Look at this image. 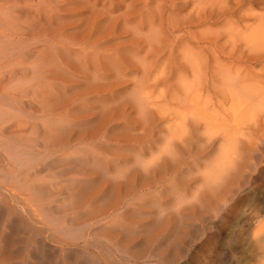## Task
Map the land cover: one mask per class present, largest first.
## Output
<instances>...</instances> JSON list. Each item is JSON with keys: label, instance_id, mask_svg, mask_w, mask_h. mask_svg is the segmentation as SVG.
<instances>
[{"label": "bare ground", "instance_id": "obj_1", "mask_svg": "<svg viewBox=\"0 0 264 264\" xmlns=\"http://www.w3.org/2000/svg\"><path fill=\"white\" fill-rule=\"evenodd\" d=\"M77 1L78 0H0V132L8 131L11 135H13L12 139L15 142L25 143V144L27 143L29 148L32 149V150L18 149L17 147L8 148V149H11L10 152L7 151L6 154L0 155V159L4 158L7 161L3 165H0V188H2V189L4 188L6 193H7L9 191V189L4 187L2 185V183H10V184L12 183L13 189L17 188V189L28 190V193H27L28 195H29V190H30L31 192L34 191L32 196H36V194L38 195L35 197L34 201H32L33 197H31V195H30L31 198L29 197V199H27V197H25V196H24L25 197L24 199L21 198L22 197L21 195H19L21 197L17 196L20 199V200H18V198H17V202L15 201L16 204L18 203V205L12 206V208L7 207L6 204H4L0 199V209H2L3 211H7V213H5V214H7L6 215L7 216L6 222H8V220L11 221L14 218V219H16L14 221H18L17 223H20V226L24 227L23 229H27V231L28 230L31 231L35 225H36V227H37V225H40L41 228L48 229L49 232L50 231L51 232H59L60 235L61 234L65 235L66 238L67 237L74 238L76 236L75 235V231H76L75 229H77L79 227L82 228V226H85V229H86L87 228L86 226L90 227L91 225H94L96 223L97 224L100 222H101V224L103 223V221L105 219V217H103V216H105V215L104 214L102 215L101 212L97 215L96 218L94 216L92 221L91 220L89 221V219H88L86 222L75 223V219H74L75 213L69 215L70 211H67L68 212L67 213L64 210V207H66V203H63L60 200L54 198V197L58 196L59 192H60L59 190H58L59 192L55 191L56 188L53 189L56 186L55 185L56 182L49 180L50 182H48L47 184H43V183L41 184L40 182L36 183L33 180H31L30 176H32L36 173L39 174L38 173L39 168L37 167L38 168L37 169L33 165L34 162L37 163V161L33 160L34 157H39V156L43 155V157H45V159L56 160V159L61 158V154L64 157H71L70 154H73V153H66L65 150H63V151L60 150L61 146L59 148L58 147L59 145H57L55 143L59 140V136H60V135H58V133H60L59 129H61V128L64 129L63 128L64 126L62 127L61 125L66 124L67 123L66 121H68V120H66L65 123H63L62 121L65 118L69 119V116L72 115V114L69 115L68 112H71L72 109L75 108L74 113L76 116L77 114L79 115L80 111H82V108L84 107V104L87 100L97 99V101H101V100L103 101V99L104 100L110 99L107 97V93L109 92L108 93V95H109L110 93H112L110 91H116L115 88H117V86H119L121 84L127 83V80H130L133 82L134 87L133 88L131 87V88L132 89L135 88V89L133 90V92L131 94L135 98V101H133L132 103H124L123 100H121L122 106L114 107L113 109H111L112 110L111 112L113 114L120 113L123 116V113L126 110L129 111L130 108H134L135 110H137L138 113L143 114L144 118L147 119V121L144 120V122H142L143 124L139 127L141 130L140 131L141 133H140V136L136 137V140H133V138L130 140H124V145L126 146V148L125 147L122 148L118 144H117L116 148H119V149L122 148L124 150L126 149V151H129V152L131 151V152L135 153L136 156H134V154H133V156H134L133 161H135V163L137 164V163H139L138 159L141 158V156L143 154V151H144L142 149L143 147H144V149H146L147 147L149 148L152 144H159L160 142H161V144L163 143V145H161L162 149H161V151L159 150L160 151L159 153H165V155L164 154L163 155L167 156V157L170 154H172L174 156L175 154H177L175 152L176 149L174 150V148H176V147L178 148V145L175 147L176 144L174 145V143H176V142L182 143V144L185 143L186 140H188V138L191 139L192 132L194 134L195 129L196 130L199 129L200 131L202 130L201 132H198L199 131L198 130L195 133V135L197 137H199L201 135L204 138L203 142L205 145H203V144L202 145L206 146V148L211 147L212 144L214 143V141H217V142L220 141V143L218 144L219 148L217 150V153L215 152L216 155H214L213 159H211L207 163V168L204 169L202 167L204 170L200 169L201 172H196L199 175V178L201 181V187L199 186V190L197 192L198 194L197 195L194 194V196L195 195L198 196L197 197L198 201H201L202 199H204L203 195L205 193H211V194L215 193V195H213V197L215 200L216 199L217 200H216V202L214 201L215 202L214 207L210 206V211L212 213H215L217 217L219 216V218L224 220L225 215H227V214H224V215L223 214H220V215L217 214L218 212L221 211L220 209L223 210V208L220 206L221 205L220 203L222 202V200L220 198H218L217 196L219 194L225 193V192H228V196H232V198L235 196L233 194L235 192V189H232V191L229 189L230 187H232L228 183L229 179L233 174L238 173V171H240V166L245 159V154H247V153L249 154V151H251V150H252L251 152L256 153V150L259 149L258 146H260L259 142H253V141L248 142V143H247V141H245L246 144H243V145L240 144L241 140L239 142L237 136L235 135L236 133L234 134V132L236 131L235 129L238 130V128H239L238 127V124H239L238 115H239V112L241 113V111L245 108V106L247 104H249L250 106H253V109H254V107H257L256 109H258L259 106L264 107V87H261V86L250 87L251 89L252 88H254V89L251 91H248L249 86H248V83L246 82L247 85H245V87L248 86V88H247L248 94H246V93L243 94L244 92H246V90L244 91V89H243L245 87L242 86V83L245 81V79H244L243 73L239 71V68H238L239 64L237 63L238 65L236 66V64H234V61H232L233 60L232 58L230 59V63H228L229 64L228 66L225 64L223 66V65H220L218 63V62H220L218 60L219 56H218V53L215 52L214 48L213 49L211 48V50H213V51L210 53L206 52L207 50L204 51L205 49L203 50V48L202 49L196 48L198 50H195V48H194V50H192L190 47L186 50H185V48H183L185 51L184 52L182 51L183 53L180 57H181V60H183L184 66L185 65L188 66V64H186L187 60L189 63H191L190 64L191 66L190 65L189 66L191 67L192 71L190 69H188V70H190V72H192V74H193L192 76H194L193 83L190 82L189 84L186 85V83H184V82H186V77L185 78L183 77L184 76L183 73H180V76H181V74L183 75L182 78L180 79V82L178 81L179 80L178 78H177L178 80L176 79V77H174L175 80L173 79V81H171V79L175 75L173 73V71L178 69L174 65H173L174 67L167 68L169 66V64H168V66L166 67V69H168L167 73L165 72L167 75H165L160 70L161 66H165V64L161 63V66L158 67V69L160 68L159 69L160 75H161V73H162V75L164 74L163 80L165 82H167V88H168L167 91H165V92H167V94L165 93L166 95H163L164 94L163 93L162 94L163 98L159 97V99L163 100L164 102L161 100L160 101L162 103H167L166 102V100H168L167 98L172 100L174 98L176 99L178 97L179 98L181 97V99H179L178 101L175 100L176 102L173 105L171 104L173 110H178L180 112V116H181L180 120H178L179 117L177 119L174 118L172 120V122L170 121V123H173L172 126H169V128L164 127V129L161 130L158 126L161 123H164L165 121H160L159 125H158L155 123V121L153 122L151 120L152 117H154V116H152V112H153L152 108L154 105L153 106L151 105V101H150V100H152L151 96L146 95L150 98V100L147 98H143L142 96H141L142 98H140L141 93L145 94L146 93L145 91L147 89H149L148 87L146 90L142 88L143 84H144L143 81L148 80L147 78L149 77L148 76L147 78H144L145 73L148 69L146 70V68L145 67L142 68V66L146 65V67H148L149 69H154L157 65V61L155 62V60L159 59V56H160V54L163 53V51L168 50V51H166V52H168V54H167L168 58L171 57L170 55H172L173 52H174L173 54L176 53L175 51H173L174 49L171 50L172 48H175V46H174L175 44L172 47V44H170V42L168 40L165 41L166 42L165 44H168V46H167L168 48L164 49V47L162 46V45H164L163 44L164 43L163 38H165V36H164L165 33L162 30L163 26L165 24L164 21H162L164 17H166V19H167L166 20L164 18L166 20V24H167L166 25L167 30H168L167 33H169L171 35V36L169 34H168L169 36L167 35L168 39H169V37H171V39H173V41L171 43H173V42L177 43L178 41L181 42L182 40L186 39V37L189 35L190 37H194V39H197V41L202 40V42H198V44L202 43L204 45L206 43L207 44V46L205 45L206 49H207V47L209 49L210 45L213 47L214 44L212 42H214L213 41L214 39L211 40L209 38V40H211V41L206 42V40L208 38L207 39L204 38L203 35L197 36L195 34H192V30H190V28H192L195 24L196 25L202 24L204 26L206 22H209L211 20L219 21L221 16L222 15L224 16L225 13H229V14H231V16H233L232 14H235L236 16H238V17H236L237 19L226 18L227 20H226V24H224V26H225L224 27V33H227V35L229 37L232 35L235 38H241L244 41V44H246L248 42H253V43L255 42V44H256V42L257 41L259 42L260 40H262V43H264V15L263 16H258V15L254 16L255 14L252 13L253 15H251V16H252L253 20H255L254 26H249L250 28H247L248 26H242V28H241V26L240 27L238 26L239 21L241 23V19L244 16H246L247 14H249L246 12H253L252 8L254 5L253 4L254 0H232V1H229V0H156V2L154 0L155 3L152 6L149 4H153V3H151L153 0H130L128 5L126 7H124L123 12L121 14H119V16H116V17H112L110 15V13L108 15V12H111L115 8L114 6L119 5L118 3L121 0H115V2H112V0H109V5H107V6H105V4L100 5L101 9L95 8L98 5L100 0H82L85 2L84 3L85 6L83 5L84 8L89 9L88 10L89 13L87 14L88 16L86 15V17H84L85 19L83 18L80 20L79 29L75 28V23H71L70 21H68V20H71L70 18L72 16V14L75 13V2H77ZM195 2L197 4V6L187 10L188 12L184 11L185 13L183 14V9L186 8L189 4L195 3ZM202 4L204 5V7L202 6ZM206 4H209V5L205 6ZM138 5H140V8H137ZM124 6H125V3H124ZM243 6H247L248 9L244 7L245 13H243V12L240 13L242 11L240 9ZM103 8H106V9L104 10ZM263 11H264V8H263ZM118 17L121 18V21H123L122 22L123 25L124 24H125V26L127 25L126 26V27H128L127 29H130L131 31H133L134 35H137L135 33V30L137 32V30H139V28L141 26H144V25L147 26V29L149 28L148 30H151L150 33L154 36L153 38L151 36V39H153L152 41L154 42V40H155V42H157V43L151 42V43H147L144 46V45H142V43H144L143 40H141L140 37L133 35L130 41L128 40L124 43L123 42L122 43L117 42L118 44H116V43L112 44V45H110L109 48L105 47V44L107 42H109L110 40H114L116 38L115 37V32H116L115 26H116V22L118 23V21L116 20V19H118ZM111 18L112 19L114 18V20L112 21ZM105 19H107L108 21H111L112 26H110V27H104V25L101 26L100 22L104 21ZM228 20H230V21H228ZM156 23H158V24L162 23L159 26L158 30L153 29V27L155 25H157ZM205 26H207V25H205ZM166 27H165V29H166ZM68 30H70V31L68 32ZM195 30H197V28H195ZM121 31H123V30H121ZM120 32H118V33H120ZM140 32H142V31H140ZM139 34L140 33H138V35ZM215 34H217V33H215ZM130 36L131 35H129V37ZM143 36H144V34H143ZM218 36H219V34H217L216 37H218ZM142 39H143V37H142ZM188 39H190V38H188ZM203 40L205 42H203ZM232 41H233V39H232ZM185 43H188V42H185ZM208 43L210 44L209 46H208ZM72 44H75V48H78L77 51L80 55V61L78 62V66L75 68L71 64V60H72L71 57H72L73 50L69 47V45H72ZM188 44H190V43H188ZM255 44H254V46L251 45V46H253V50H254L253 57L255 56L253 59H255V60L258 59L256 57H259L261 60H262V58L264 59V44L262 45L261 42L258 43V44H261L260 50H258V48H256ZM195 45H197V44H195ZM234 45H236V44H234ZM248 45H250V44H248ZM184 46L185 45H183V47ZM123 47H124V49H122ZM141 50L142 51L144 50V51L142 52ZM107 51H111V53H108ZM140 51L142 52L141 55H140ZM258 51H260L262 53H259ZM166 52L164 53L165 56H166ZM222 53H223V51H222ZM142 54H143V56H142ZM139 55L142 56L143 60H141L142 64L140 63V61H138L139 63H137V65L138 64L142 65L141 66V68H142L141 72H143V73H141V74L144 75V77H143L144 79H142V76L140 75L139 79L137 80L136 78H138L137 76H138V70L139 69L137 67L134 68L133 62H136L137 59H139ZM175 55H173V56H175ZM162 56H161V59H162ZM165 56H164V58H165ZM146 59H149L150 62L149 63L146 62L145 61ZM170 59L171 58H169V61H170ZM176 59H178V58H176ZM173 60H175V57L173 58ZM164 61L165 62L167 61L166 58ZM209 62L212 65H209L210 64ZM242 64H244V63H242ZM110 65H112L114 67V70H115L113 72L111 71L113 74V79L111 78V81H112L111 84H109L110 82L109 83L108 82H106V83L99 82L100 80L102 81L107 77L106 71L109 70ZM240 65H241V63H240ZM185 68L186 67H184V69ZM143 69H145L146 71ZM162 69H164V67H162ZM111 70H113V69H111ZM164 70H162V71H164ZM155 71L156 70H154L153 72H155ZM74 75H75V77L79 78V80H81L83 78H85L86 80L91 79V81L93 82V85H89V86L86 85L85 90H82V89L78 90L75 87V91H73L74 89H73V86L71 85V81H72V78L74 77ZM109 75H111V74H109ZM128 77H130V78H128ZM157 77H159V76H156V79H157ZM106 79H108V78H106ZM153 79L155 80L154 76L152 78V81H153ZM158 79H161V78L159 77ZM150 80H151V78H150ZM176 80L178 82L172 85V83L174 81L176 82ZM183 80H184V82L181 83ZM259 82H261V81H259ZM153 83H156V81H154ZM162 84H163V82H162ZM145 85H146V83H145ZM148 85L149 84L147 83V86ZM160 85H161V83H160ZM154 86H155V84H154ZM241 86L243 88H241ZM252 86H253V84H252ZM142 89L144 90V92L143 91L141 92ZM153 89H155V88L153 87ZM128 90H130V89H128ZM149 91H147V93ZM208 92H210L211 95L207 97V96H205V94L207 95ZM91 94H94V96L91 97ZM203 95L205 96V99L207 98L208 101L210 99L212 100V98H214L217 105L219 104L218 108L220 110H222L223 103L225 104V102L226 103L229 102L227 104V108H226L227 116L225 118L219 116L221 118L222 123H218V122L214 121L211 117L204 115L207 107H209V106L206 107V109L204 110L205 112L203 111L204 112L203 114L202 113L199 114L202 111L201 109H198V111L196 109V112H197L196 115L197 116L194 118L191 117L194 115V114L192 115V113L194 111H191V109L194 108L196 106V104H198V102L202 101ZM247 95H249V96H247ZM111 97H112V95H111ZM115 97H116V95H115ZM141 99H143V100H141ZM202 102H204V101H202ZM244 102H247V103L245 104ZM100 103H102V102H100ZM112 103L114 104V102H112ZM154 103H155V100H154ZM241 103H244V104H242V105H244V108L241 107V105H240ZM95 104H97V102ZM156 104H157V102H156ZM209 104L210 103H208L206 105H209ZM212 104L214 105V103H212ZM149 105H151L152 108L151 107L148 108ZM249 105H247V106H249ZM156 107H154V108H156ZM86 108H88V107H86ZM101 108L102 107H100L97 112L101 111L102 110ZM210 108H212V107H210ZM202 109H204V108H202ZM253 109H251V113H252ZM260 109H263V108H260ZM83 110H84V108H83ZM249 112H250V110H249ZM109 113L110 112H107L106 115H108ZM223 113H221V114H223ZM124 114H126V112ZM243 114H245V113L243 112ZM136 115L138 116V114H136ZM246 115H248V114H246ZM103 116L105 117V115H102L101 117L103 118ZM112 116H110V117H112ZM117 117L118 116H116L115 118L117 119ZM189 117H190V119L192 118V121L194 119V122H192V123H194L193 125H195L193 127L191 125V127L194 130L191 132L190 137L188 135L189 130H190L189 129L190 125H188ZM119 118H122V117L120 116ZM108 119L105 118V120H108ZM74 120H75V118H74ZM141 120H142V118H141ZM135 121L138 122V120H135ZM73 122H75V121H73ZM101 122H103V121H101ZM108 124H110V123H108ZM241 124H243V123H241ZM248 125H250V124H248ZM70 128H71V126H70ZM100 129H102V128L100 127ZM263 129H264V126H263ZM107 131H109V130H107ZM104 132H106V131H104ZM100 133H101L100 135H102V132H100ZM162 133H164V134L161 137V141L156 140V138L153 139V136L155 134L156 135L157 134L162 135ZM199 133H201V134H199ZM26 134L29 135V137L27 136V140L22 141V135H26ZM48 134H50V135H48ZM53 135H55V136L53 137ZM76 135H78V134L76 133ZM88 135H91V134H88ZM100 135H98V136H100ZM129 135H131V134H129ZM50 136H52L53 139H51L52 137L50 138ZM82 136H84V135L82 134ZM105 136H107V134H105ZM194 136H193V140H194ZM92 137H91V139H92ZM109 137H111V135H109ZM48 138L51 139V141L49 140L50 143H48ZM75 138H77V140H78V137L75 136ZM120 138L122 139V137H120ZM127 138H125V139H127ZM62 139H63V137H62ZM100 139H99V141H100ZM117 139L119 140V138H117ZM79 140H80V136H79ZM108 140H110V138ZM70 141L69 142L67 141V142L71 143ZM191 141H192V139H191ZM196 141H197L196 144L198 145L199 140H197V138H196ZM196 141L194 140V142H196ZM260 141H261L260 143L262 145H264V139L260 140ZM203 142H201V143H203ZM68 143H67V146H68ZM81 143H83V142L81 141ZM81 143H79V145ZM91 143H93V142H91ZM95 143H93V145H95ZM118 143L119 144L121 143L120 140L118 141ZM61 144L65 145L63 142ZM97 145H99V144H97ZM179 145L181 146V144H179ZM183 145H185V144H183ZM183 145L181 147H183ZM218 145H217V147H218ZM2 146H3V143L0 142V147H2ZM80 146H83V145H80ZM99 146H101V145H99ZM188 146L189 145H187V147ZM203 146H202V148H203ZM90 147H93V146H90ZM103 147H105V144ZM187 147H186V149H187ZM83 148L81 147V150H83ZM256 148H258V149H256ZM107 149H109V148H107ZM107 149H105V150L107 151ZM158 149H160V148H158ZM186 149H184V150H186ZM33 150L38 151V153L33 151ZM94 150H96V149L94 148ZM98 150H97V152H98ZM75 151H74V153H76ZM77 151H80V150L77 149ZM244 151H245V154H244ZM99 152H102V151H99ZM110 152H112V149ZM179 152H180V150H179ZM85 153H86V151H85ZM115 153H117V152H115ZM88 154L89 153H87V155ZM184 154H186V153L184 152ZM179 155H180V159H181L182 155L181 154H179ZM116 156H117V154H116ZM143 156H145V155H143ZM199 156L201 159V156H203V155H199ZM103 157H104V159H106L105 158L106 154ZM115 157H113V158H115ZM158 157L159 156H157V159H155V160H158L159 159ZM161 157L163 158V156H160V158ZM176 157H178V156H176ZM183 157H184V155H183ZM92 158H94L93 161L95 160L94 163H92L95 167L91 166V164H89V165L93 168H96V171L99 170V167H102V168H100V170H102L103 172H101V173L99 171H97V172L102 174L103 177L105 176V178H106V175L108 177V171L107 170H109L110 168L106 169V168H108L107 167L108 164L107 165L105 164L106 161L103 163V164H105L103 167V166H100L102 164H100V165L98 164V161L100 163V160L99 159L96 160V155H93ZM107 158H109V157L107 156ZM118 158L119 157H117V161H118ZM197 158H196V160H197ZM104 159H102V160H104ZM169 159H170V157H169ZM174 159H175V157L172 160L174 161ZM194 159L195 158L191 157V159H189L190 161L187 160L188 162H186V163H184V159L183 160L181 159L182 161L181 160L180 161L183 162L182 165H180L181 162L177 159V162L178 161L180 162V163H178L177 170L180 169L179 168L180 166L182 169L184 168L182 171H179V172L177 171V172L180 173V172H183L184 170H187V171L192 170L193 171V169H190V167H191L190 164L192 165V164L196 163L194 161ZM209 159H207V161ZM77 160L78 161L82 160V162L83 161L86 162V160H88V157L83 156L82 158H77ZM161 161L163 162L162 159H161ZM144 162L143 163L140 162L141 163L140 166L143 169H148V166H149L148 163L149 164L154 163V162H152V160H150V162L147 161L148 162L147 164ZM203 162H205V161H203ZM155 163L157 164L159 162H155ZM46 165H48V164H46ZM115 165H113L114 168H115ZM195 165H197V164H195ZM116 167L118 168L117 165H116ZM120 167H119V169H120ZM158 167H159V164H158ZM174 167H176V166H174ZM193 167H196V166H193ZM19 168H26L28 171V174L24 175V173H18L16 170ZM134 168H137V166H134ZM122 169H120V170L123 172L124 169L123 170ZM125 169H126V167H125ZM143 169H138V170L142 171ZM198 169L199 168H197V170ZM90 170H91V168H90ZM115 170H117V169H115ZM120 170H118V171H120ZM81 171H80V175H76L77 176L76 179L78 181H80V185H82L83 183H86L88 181V179H87L88 175L86 176V174H85L87 170L85 171V169H81ZM147 171L148 170L142 171L141 174H144V176H145L148 174V173L146 174ZM171 171H172V169H171ZM192 171H189V173ZM78 172H77V174H78ZM89 172L90 171L88 170V174H89ZM110 172H111V170H110ZM128 172H129V170H128ZM193 172L191 173V176H194V175H192V174H194ZM173 173L176 174L174 171H173ZM90 175H95V174L91 173ZM150 175H147L146 177H148ZM185 175H188V174H185ZM35 176L37 177V175H35ZM96 176H98V175H96ZM135 176H136V174H135ZM135 176H133V177H135ZM195 176H197V175H195ZM141 177L144 178L143 176H141ZM152 177L153 178H151L147 182V184H149L148 187L147 186H146V188L143 187L145 189H144V191H142L141 194L137 190V193H139V196L138 195L137 196L140 197L139 199L136 197L138 202H139V205H140V202L145 201V198L147 196L149 198L151 196L157 197L156 195L153 194L154 191L156 192V188L155 187L153 188V186L151 184H154L156 180L154 179V176H152ZM179 177H181V176L179 175ZM111 178L114 179V177H111ZM96 179H98V178H96ZM100 179L104 180V178H102V177ZM113 179H112V181H113ZM123 179H125V178L123 177ZM146 179H148V178H146ZM176 179H178V177H176ZM182 179H183V176H182ZM182 179L179 178V180H182ZM134 180H132V181L135 182ZM132 181H131V183H132ZM170 181H171V179H170ZM170 181H169V183L167 182L170 187L172 184L175 185L174 183L170 184ZM175 181L176 180H174V182ZM111 183L112 182L110 180V182L108 183L109 185L106 184L105 187L106 188L111 187ZM119 183L120 182H118V184ZM128 183H130V182H128ZM132 185H134V183H132ZM118 186L120 188V184ZM131 186L129 185V187H131ZM176 187H177L176 190L178 188H180L177 186V184H176ZM112 188L114 190H116V188H114V187H112ZM134 189H136V188H134ZM171 189H172V187H171ZM53 190L55 192H51ZM121 190H122V188H121ZM174 190H175V188H173L172 194H173ZM36 191H37V193H35ZM82 191H83V189L81 186L78 192L81 193ZM182 191L180 189L179 193ZM126 192H127V190H126ZM160 192H162V188H161ZM169 192H170L169 194H171V191H169ZM192 192H193V190H192ZM176 193H174V195ZM10 194L12 196L14 195L12 192H10ZM41 194L45 198L44 200L39 197ZM92 194L95 195V193H92ZM180 194H177L174 196L176 198L175 200H176L177 207L183 206L182 205V204H184L183 201L188 199L187 198L188 195L185 197V195L183 196V193H182V196ZM123 195L124 194H122V196ZM130 195L132 197V194H130ZM130 195H129V197H130ZM221 195H223V194H221ZM189 196L192 197L191 195H189ZM194 196H193V199L196 197V196L195 197ZM228 196H226V199L228 198ZM13 197H14V199H16L15 195ZM94 197H93V199H94ZM124 197H125V195H124ZM125 199H126V197H125ZM155 199H154V201L151 200L152 205L157 204L160 200V199L158 200L157 198H155ZM196 199H194L195 200L194 202L197 203L195 205H199ZM90 200H91V198H90ZM90 200H88V201L90 202ZM128 200L129 201H127V200L118 201V202H122V203L116 205L115 208H118V209H115L114 210L115 212H112V215L115 214L114 216H117L118 213H120V214L124 213V210H125L124 208L126 207V205L128 206V204L133 203V201H134L133 199H130V198ZM175 200H173V201L175 202ZM220 200H221V202H220ZM58 201L60 203H57ZM32 202H34L35 205ZM68 202H67V204L70 205V207L73 206V202H71V203H68ZM202 202H203V200H202ZM142 203H141V205H142ZM149 203H150V201H149ZM180 203H181V205H180ZM189 203H191V202H189ZM189 203H187L188 206H190ZM192 203H193V201H192ZM32 205L35 206L36 208L31 209ZM130 205H132V204H130ZM184 205H186V204H184ZM207 205L204 206V208L207 207ZM262 206H263V208L259 209V211H257L258 213H255V214H251V213H247V212L243 211L244 213L243 214L241 213V215L243 216V217L241 216L242 220L240 219L241 220L240 224L237 223V225L240 226L237 228H239L240 230L243 231V234H244L243 239H245V236L248 235V236L252 237V239L255 241V244L259 245V248H258L259 253L255 257L259 261V262L257 261L258 264H264V244L262 243V242H264V199L262 200ZM18 207H20V209L23 212H20ZM67 207H69V206H67ZM177 207L174 210H177ZM183 207H185V206H183ZM260 207L261 206L257 203V209ZM17 211L20 212V215H18ZM107 211H109V210H107ZM104 213H106V212L104 211ZM223 213H226V212L224 211ZM57 214L59 217L57 216ZM72 215H74V216H72ZM109 215H111V213H109ZM109 217H111V216H109ZM111 218H113V217H111ZM114 219L116 220V218H114ZM4 220H5V218H4ZM116 221L118 222L119 220H116ZM113 222H114V220H113ZM113 222L109 218L107 221L104 222L105 225H102L101 227L104 226L107 228V226H108V228H109V227H112L113 225L117 224V223L113 224ZM3 223H4V221H3ZM3 223H2V225H3ZM118 224L120 226L124 227L122 225L123 222L121 224L119 221ZM11 225H12V223H11ZM239 229H237V231ZM82 230H83V228H82ZM84 231H86V230H84ZM76 232L79 233V231H76ZM83 233L84 232H80V235L82 236ZM238 234H240V233L238 232ZM238 234H236L235 230H234L232 232V236L229 238L231 245L229 246L228 251H231L233 255L236 254L237 252L240 253L242 250V248H241L242 245L239 246V244H237V241H235V239L237 238L236 235L238 236ZM50 235H49V237H50ZM53 235H54V233H53ZM31 239H33V238L31 237ZM63 240H64V238H63ZM107 241H108V238L102 237V239H101L102 243L106 244ZM109 241H110V239H109ZM91 243L92 242H90V244ZM92 244L97 246L95 240ZM97 247H100V249H101V246L98 245ZM103 247H104V244H103ZM116 247H117V249L120 248V247L118 248V246H116ZM242 247H244V246H242ZM67 251H69V250H67ZM122 251H124V250H122ZM231 252H229V253H231ZM102 255H103V253H102ZM227 255H228V253H227ZM226 257H228V256H226ZM95 258H96V256H95ZM127 262H129V261H127Z\"/></svg>", "mask_w": 264, "mask_h": 264}, {"label": "rangeland", "instance_id": "obj_2", "mask_svg": "<svg viewBox=\"0 0 264 264\" xmlns=\"http://www.w3.org/2000/svg\"><path fill=\"white\" fill-rule=\"evenodd\" d=\"M129 1L130 0L119 1V3H118L119 5H116L117 7L114 6L115 8L111 12H108V15L110 13V15L112 17L119 16V14H121L123 12L124 7H126L128 5ZM229 1H232V0H229ZM112 2H115V0L114 1L112 0ZM155 2H156V0H155ZM155 2L153 0L151 2L153 4H149V5L152 6V5H154ZM84 3L85 2L82 0L81 1L78 0L77 2H75V13L72 14V16L70 18L71 20H68L71 23H75V28H78V29H79L80 20L83 19L84 17H86V15L89 13V11H88L89 9L84 8V6H85ZM124 3H125V6H124ZM263 3H264V0H254V3H253L254 5L252 8L253 12H246V13H249L250 15L247 14L246 16H244L241 19V23L239 21L238 26L239 27L241 26V28H242V26H248L247 28H250L249 26H254L255 20H253L251 15L255 14L254 16H257V15L263 16L264 15V11H263L264 4ZM102 4H105V6L109 5V0H100L98 5L95 8L101 9L100 5H102ZM207 5H209V4H206L205 6H207ZM195 6H197L196 2L189 4L186 8L183 9V14L185 12H188L187 10L194 8ZM202 6L204 7L203 4H202ZM244 7L247 8V6H243L240 9V10H242L240 13H242V12L245 13ZM137 8H140V5H138ZM103 9L105 10L106 8H103ZM225 14H224V16L223 15L221 16L219 21L211 20L209 22H206L205 25H207V26H205V25L203 26L202 24L201 25L195 24L192 28H190V30H192V34H195L197 36L203 35L204 38H206V39L208 38L206 40V42L214 39L213 40L214 42H212L214 44L213 47L208 43V46L210 45L209 49H208V47L206 49V46H207L206 43L204 45L202 43L198 44V42H202V40L197 41V39H194V37H190L189 35L186 37V39L182 40L181 42L178 41L177 43H175V42L171 43L173 41V39H171V37H169V39H168V36L170 34L167 33V31H168L167 27H166V25H167L166 20L167 19H166V17H164L166 20L164 18L162 20L165 23L162 30L165 33L164 34L165 38H163V42H164L163 44L164 45H162V46L164 47V49L168 48L167 47L168 44H165L166 43L165 41H167V40L170 42V44H172V47L175 44L174 45L175 48H172L171 50L174 49L173 51L176 52L175 53L176 55L173 54L174 53L173 52L172 55H170L171 57H169V58H171L169 61V58L167 56L168 52H166L168 50L163 51V53L160 54V56H159L160 60L159 59L155 60V62L157 61L156 67L154 69H149L148 67H146V65H144V66L141 65L142 64L141 60H143L142 59L143 54H142V56H140V55L144 51V50L143 51L141 50L142 52L140 51L139 59H137L136 62H133L134 68L137 67L139 69L138 70V76H137L138 78H136L137 80L139 79L140 75L142 76V79L147 78L149 76L147 79L150 82L145 79L146 81H143L144 84L142 87L145 90L147 89V87L149 89H147L145 91L146 92L145 94L141 93L140 98L143 97V98H147L150 100V98L146 95L151 96V99H152V100H150L151 105L152 106L154 105L153 108L151 105L148 106V108L151 107L153 110L152 116H154V117H152L151 120L153 122L155 121V123L158 125H159L160 121H165L164 123H161L162 125L160 124L158 126L161 130H163L164 127L169 128V126H172L173 123H170V121L172 122V120L174 118L177 119L179 117L178 120H180V118H181L180 112L178 110H173V108L171 106V104L173 105L176 102L175 100L178 101L179 99H181V97L180 98L178 97L176 99L174 98L172 100L167 98L168 99V100H166L167 103H162L161 101H163V100L159 99V97L163 98V95L167 94V92H165V91H167V89H168L167 88V82H165L163 80V77H164L163 75L164 74L167 75L166 73H167L168 69H166V67L169 64V66L167 68H171V67L175 66L179 69V70L176 69L175 71H173V73L175 75L174 74H173L174 76L172 75L173 78L171 79V81H173L174 77H176V79L178 78L179 80L178 79L177 80L180 82V79L184 75L183 77L184 78L186 77V82H184V80H183L181 83L184 82V83H186V85L189 84L190 82L193 83L194 76H192L193 74H192V72H190V70L192 71V69L190 67L191 63H189L187 60L186 64H188V66L187 65L184 66L183 60H181V57H180L182 55V53L186 49H188L189 47L192 50H194V48H195V50L203 48V50L204 49H205L204 51L207 50L206 52H208V53L213 51V50H211V48L212 49L214 48L215 52H217L218 56H219L218 60L220 62H218V63L220 65H223V66H224V64L228 66L229 65L228 63H230V59L232 58L233 59L232 61H234V64H236V66L239 64L238 65L239 71L243 73V76L245 79V81L242 83V86L245 87V85H247V83H248V86H249L248 91H251L254 89V88L251 89L250 87H256V86L264 87L263 86L264 85V81H263L264 80V59L262 58V60H261L259 57H256V58H258L256 60L253 59L255 57V56L253 57V54H254L253 53L254 52L253 46H254L255 42L254 43L248 42V43L244 44V41L241 38H235L231 35L232 37L231 36L230 37L233 39V41H232V39L227 35V33H224V27H225L224 24H226V20H227L226 18L237 19L236 17H238V16H236L235 14H232L233 16H231V14H229V13H225ZM111 20L113 21L114 18L113 19L111 18ZM116 20L118 21V23L116 22V26H115L116 27L115 37L116 38L114 40H110L109 42H107L105 44V47H107V48H109L110 45H112V44H115V43L118 44L117 42H119V43L123 42L124 43L128 40L130 41L132 36L134 35L133 31H131L130 29H127L128 28V27H126L127 25L126 26H125V24L123 25V23H122L123 21H121V18L118 17V19H116ZM228 21H230V20H228ZM102 22H100L101 26L102 25H104V27L112 26L111 25L112 22L108 21L107 19H105ZM156 24L157 25L154 26L155 28L153 27L154 30H158L159 26L161 25L158 23H156ZM165 27H166V29H165ZM140 28H139V30L142 32H140L139 30H137V32H136V30H135V33L137 35H134V36L140 37V39L143 40V42L145 44L142 43V45L145 46L147 43L153 42L152 41L153 39H151V36H152V38L154 36L150 33L151 30H148L149 28L147 29V26H145V25L141 26ZM195 28H197V30H195ZM121 30H123V31H121ZM69 31L70 30H68V32ZM118 32H120V33H118ZM138 33H140V34L138 35ZM215 33L219 34V36L216 37L217 34H215ZM143 34H144V36H143ZM129 35H131V36L129 37ZM142 37H143V39H142ZM188 38H190V39H188ZM209 38L211 40H209ZM184 41L188 42L190 44L185 43ZM154 42H155V40H154ZM203 42H205V41L203 40ZM259 42H261L262 45L264 44V43H262V40H260ZM259 42L257 41L255 44V46H256V48H258V50H260V47H261V44H258ZM155 43H157V42H155ZM194 43L197 45H195ZM234 44H236V45H234ZM248 44H250V45H248ZM183 45H185V46L183 47ZM251 45H253V46H251ZM69 47L73 50L72 57H71L72 58L71 64L75 68L78 66V62L80 61V55L77 51L78 48H75V44L69 45ZM183 48H185V50ZM196 48H198V49H196ZM122 49H124V47ZM222 51H223V53H222ZM107 52L111 53V51H107ZM165 52H166V56L164 54ZM258 52L262 53L260 51H258ZM173 55H175V56H173ZM161 56H162V59H161ZM164 56L167 60L166 62L164 61L165 60ZM174 57H175V60H173ZM176 58H178V59H176ZM138 61H140L141 64L137 65V63H139ZM145 61L148 63L150 62L149 59H146ZM161 63L165 64V66H161ZM240 63H241V65H240ZM242 63H244V64H242ZM209 65H212V64L210 63ZM141 66H142V68L145 67L146 70L148 69L147 71L145 69H143L146 71L145 77L143 74H141V73H143V72H141L142 71ZM160 66H161V69L160 68L159 69L161 70V72L164 73L163 75H162V73H161V75L159 73L158 67H160ZM162 67H164L165 70L162 69ZM184 67H186L185 68L186 70L184 69ZM111 69H113V70H111ZM188 69H190V70H188ZM154 70H156L157 72L156 71L153 72ZM162 70H164V71H162ZM111 71L112 72L115 71L114 67L112 65H110L109 70L106 71V73H107L106 78H108V79L105 78L104 80H102V81L100 80L99 82H102V83H106V82L109 83L110 82L109 84H111V82H112L111 78L113 79V74ZM180 73H183V75L181 74V76H180ZM109 74H111V75H109ZM152 75L155 77V80L153 79V81H152V78H153ZM156 76H159L161 79H158L159 77H157V79H156ZM128 78H130V77H128ZM150 78H151V80H150ZM177 80H176V82L175 81L173 83L171 82L172 85L177 83L178 82ZM154 81H156V83H153ZM259 81H261V82H259ZM162 82H163V84H162ZM145 83H146V85H145ZM147 83L149 84L148 86H147ZM160 83H161V85H160ZM154 84H155V86H154ZM252 84H253V86H252ZM71 85L73 86V89H74L73 91H75V87L78 90H81V89L85 90L86 85H88V86L93 85V82L91 81V79L86 80L85 78L79 80V78L75 77V75H74V77L72 78V81H71ZM121 85H119V86H117V88H115L116 91H110L108 89L110 92H112L109 95H108L109 92L107 93V97L110 99H106V100L103 99V101L102 100L97 101V99L87 100L84 104V107H83L84 110L82 108V111H80L79 115L77 114L75 116V113H74L75 108L72 109L71 112H68L69 115L70 114H72V115L69 116V119L65 118L62 121L63 123H65V121L68 120V121H66L67 122L66 124L61 125L62 127L64 126L63 127L64 129H62V128L59 129V132H60V133H58V135H60L59 140L57 141L58 143L57 142H55V143L57 145H59L58 146L59 148L61 146L60 150H62V151L65 150L66 153H73V154H70L71 157H64L61 154V158L56 159V160L45 159V157H43V155L39 156V157H34L33 160L37 161V163L34 162L33 165L36 168L37 167L39 168V169L37 168L39 174L36 173V174L30 176L31 180H33L36 183L40 182L41 184L42 183L47 184L50 181L56 182V184H55L56 186L53 189L56 188L55 191H57V192L60 191V192H59V195L54 197V198L60 200L63 203H66V207L69 206L67 208L64 207V210L66 212L70 211L69 215L75 213L74 214L75 215V217H74L75 223L86 222L88 219H89V221L90 220L92 221L94 216L96 218L100 212L102 215L103 214L105 215V216H103V217H105L103 223L102 224H101V222L98 224L96 223L94 225H91L90 227L86 226L87 227L86 229H85V226H82L83 230L81 227H79V228L75 229L76 231H79V233H77L75 231L76 236L74 238H72V237L66 238L65 235H62V234L60 235L59 232H51V231L49 232L48 229L41 228L40 225H37V227L35 225L34 228L31 231L28 230L29 231L28 232L27 229H23L24 227L20 226V223H17L18 221H14V220H16L14 218L11 221L8 220V222H6V219H7L6 215L7 214H5V213H7V211H3L2 209H0V264H46V263L47 264H104V263L105 264H119V263L120 264H164L166 261L167 262L165 264H258L259 261L255 257L259 253V250H258L259 245L255 244V241L252 239V237H250L248 235L245 236V239H243L244 238L243 231L240 230L239 228H237V227H240L237 225V223L240 224L242 217H243L241 215V213L243 214L244 213L243 211H245L247 213L255 214V213H258L257 211H259V209L263 208L262 200L264 199V145H262L260 143L261 142L260 140L264 139V129H263V126H264V124H263L264 123V111H263L264 107L259 106L258 107V109L260 110L259 111L258 109H256L257 107H254V109H253V106H250L249 104H247L249 106L246 105L244 108V105H242V104H244V103L246 104L247 102L240 104L241 107H243L244 109L241 111V113L239 112V115H238V117H239L238 118V122H239L238 127L239 128H238V130L234 128L237 131L236 132L234 130L235 131L234 134L236 133L235 135L237 136L239 142L241 140L240 144H242V145L246 144L245 141H247V143L253 141V142H259V145L261 147L257 145L259 147V149L256 148V149H258V150H256V153L251 152L252 151L251 150V151H249V154L248 153L245 154V151H244L245 159L240 166V171H238V173H235L230 177L228 183L232 187H230L229 189L231 191H232V189H235V192L233 193L235 196L233 195L234 196L233 198H232V196H228V192L221 193L223 195L217 194L218 195L217 197L222 200V202L220 200L221 205L220 204L219 205L223 208V210L220 209L221 211L218 212L217 214L218 215L227 214V215H225V218L223 220V219L219 218V216L217 217L215 213H212L210 211V206L214 207L215 202L217 200V199L215 200L213 197V195H215V193L214 194L205 193L203 195L204 199H202L203 202H202V200L198 201V198H197L198 196H196L198 194L197 192L199 190V186L201 187V181H200L198 173H196V172H201V170H204L207 168V163L211 159H213L214 155H216L215 152L217 153V150L219 148L218 144L220 143V141H218V142L214 141V143L212 144L211 147L206 148V146H203V145H205L203 142L204 138L201 135L199 137H197L195 135V133L199 129H197V130L195 129L196 130L195 131L192 128L193 126H195V125H193L194 123H192V122H194V119L192 121V118L197 116L196 115V113H197L196 109H197V111H198V109H201L202 111L199 114H201V113L203 114L205 112L204 110L206 109V107L209 106V107H207L204 115L211 117L214 121H216L218 123H222L220 117L225 118L227 116L226 108H227V104L229 102L226 103L224 101L225 104L223 103L222 110H220L218 108L219 104L217 105L214 98H212V100L210 99L209 101L207 100V98L205 99V96L208 97L211 95L210 92H208L207 95L205 94V96L203 95L202 101H204V102H202V101L198 102V104H196V106L191 109V111H194L192 113V115L193 114L194 115L191 116L192 117L191 119L189 117V120H188V125H190V127L192 125L191 128L189 127V129L191 130V131L189 130V134H188L189 137L191 135V132L194 130V134L192 132V135H191L192 141L190 138H188V140H186V142L183 143L185 145H183L182 143H178V142L174 143V145L176 144L175 147L178 145V148L177 147L174 148V150L176 149L178 152L175 150V152L177 154H175L174 156L172 154H170L168 157L164 156L165 153H159L162 149L161 145H163V143L161 144V142L159 144H152L149 148L147 147L148 149L147 148L144 149V147H143L142 149L144 151H143L142 156L143 155H145V156L142 157L140 155L141 158L138 159L139 163H137L138 164L137 165L135 163V161H133L134 156H136L135 153H133L131 151L130 152L126 151V149L124 150L122 148L123 147L126 148V146L124 145V140H130L132 138H133V140H136V137L140 136L141 130L139 127L143 124L142 122H144V120L147 121V119H145L144 115L141 113H138L137 110H135L134 108H130L129 111L126 110L125 111L126 114H124L125 113L124 112L123 116L120 113L114 112L115 114H113L111 112L112 111L111 109H113L114 107L122 106L121 100H123L124 103H132L133 101H135V98L131 94L133 92V90L135 89V88L132 89L134 87L133 82L130 80H127V83L121 84ZM242 86H241V88H243ZM248 86L243 88L244 91L246 90V92L243 91L244 92L243 94H245V93L248 94V91H247ZM153 87L155 89H153ZM128 89H130V90H128ZM143 89L141 90V92L142 91L144 92ZM161 90L162 91L164 90V91L162 92ZM147 91H149V92L147 93ZM111 95L113 98L111 97ZM115 95H116V97H115ZM92 96H94V94H91V97ZM247 96H249V95H247ZM117 100L118 101L120 100V101L118 102ZM141 100H143V99H141ZM154 100H155V103H154ZM96 102H97V104H95ZM100 102H102V103H100ZM112 102H114V104ZM156 102L158 105L156 104ZM205 103L206 104L210 103V104L206 105ZM212 103H214V105L215 106L217 105V106L215 107ZM86 107H88V108H86ZM100 107H102L101 108L102 110L97 112ZM154 107H156V108H154ZM210 107H212V108H210ZM202 108H204V109H202ZM260 108H263V109H260ZM251 109H253L252 113H251ZM249 110H250V112H249ZM107 112H110V113L108 115H106ZM243 112L245 114H243ZM221 113H223V114H221ZM136 114H138L139 117ZM246 114H248V115H246ZM102 115H105V117L103 116V118H102L101 117ZM110 116H112V117H110ZM116 116H118L117 119L115 118ZM120 116L122 118H119ZM74 118H75V120H74ZM105 118L106 119L109 118L110 120L109 119L105 120ZM141 118L143 121L141 120ZM135 120H138V122ZM73 121H75V122H73ZM101 121H103V122H101ZM108 123H110V124H108ZM241 123H243V124H241ZM248 124H250V125H248ZM70 126H71V128H70ZM100 127L103 130L100 129ZM107 130H109V131H107ZM99 131L102 132V135H100L101 133ZM104 131H106V132H104ZM201 131L199 130L198 132H201ZM76 133L80 136V140H79V136L76 135ZM82 134L84 136H82ZM88 134H91V135H88ZM105 134H107V136H105ZM129 134H131V135H129ZM163 134L164 133H162V135L161 134H157V135L155 134L153 136V139L156 138V140L161 141V137L163 136ZM199 134H201V133H199ZM48 135H50V134H48ZM98 135H100V136H98ZM109 135H111V137H109ZM27 136L29 137V135H27V134L22 135V141L27 140ZM54 136L55 135H53V137ZM75 136L78 137V140H77V138H75ZM90 136L91 137L93 136L94 138L92 137V139H91ZM193 136H194L195 141H196V138H197V140H199L198 145L196 144L197 141L194 142ZM51 137L52 136H50V138ZM53 137L51 139H53ZM62 137H63V139H62ZM97 137L99 139L101 138L100 141ZM120 137H122L123 140ZM12 138H13V135H11L8 131L0 132V142L3 143V146L0 147V155L6 154L7 151L10 152L11 149H8V148L17 147L18 149L32 150L29 148L27 143L25 144V143L15 142ZM109 138H110V140H108ZM117 138H119V140L121 142L120 144L118 143L119 140ZM125 138H127V139H125ZM51 139L48 138V143H50ZM61 141L65 145L61 144L62 143ZM67 141L68 142L70 141L71 143H68ZM81 141L83 143H81ZM90 141L93 143L96 142L95 145H93V143H91ZM201 142H203V143H201ZM67 143H68V146H67ZM79 143H81L80 145H83V146H80ZM97 144H99L101 146H99ZM104 144H105V147H103ZM117 144L120 147H122V148H120L121 150L119 148H116ZM179 144H181V146L183 145V147H181ZM187 145H189V146L187 147ZM217 145H218V147H217ZM90 146H93V147H90ZM202 146H203V148H202ZM81 147L82 148L84 147L83 150H81ZM186 147H187V149H186ZM94 148L96 150H94ZM107 148H109V149H107ZM158 148H160V149H158ZM183 148L186 150H184ZM77 149H79L80 151H77ZM105 149H107V151ZM111 149H112V152H110ZM73 150L74 151L76 150L75 151L76 153H74ZM97 150H98V152H97ZM179 150H180V152H179ZM33 151L38 153V151H36V150H33ZM85 151H86V153H85ZM99 151H102V152H99ZM115 152H117V153H115ZM184 152L187 155L184 154ZM87 153H89L88 154L89 156L87 155ZM105 154H106V157H105L106 159H104V157H103V156H105ZM116 154H117V156H116ZM133 154H134V156H133ZM179 154L182 155L181 159L182 160L184 159V163L190 161L189 159H191V157L195 158L194 161L196 163H194L192 165L190 164V166H191L190 169H193L194 172L192 170H189V171H192L194 173V174H192L194 176H191L192 172L189 173V171H187V170H184L183 172L178 173L179 171H182L184 169V168L182 169L180 166V165H182L183 162H181L182 160L180 159ZM93 155H96V160H98V159L100 160V163L98 161L99 165L102 164L100 166L104 167L105 164L106 165L108 164V166H107L108 168H106V169L110 168L109 170H107L108 171V177L106 175V178H105V176L103 177L102 174H100L101 172H103L102 170H100V168H102V167H99V170H97L100 173L96 171V168H93V167H95L92 164L95 161V160L93 161V159H94V158H92ZM183 155H184V157H183ZM199 155H203V156H201V159L205 162H203L200 159ZM83 156L88 157V160H86V162H84V161L82 162V160H80V161L77 160V158H82ZM107 156L109 158H107ZM157 156H159L158 157L159 159L155 160V159H157ZM160 156H163V158L162 157L160 158ZM176 156H178V157H176ZM113 157H115L116 159ZM117 157H119L118 161H117ZM169 157L171 160L169 159ZM174 157H175V159L173 161L172 159ZM176 158L179 161L181 160L180 161L181 163L179 161L177 162ZM196 158L198 161L196 160ZM102 159H104V160H102ZM161 159L163 160V162L161 161ZM207 159H209V160L207 161ZM150 160H152V162H154V163H150L151 165L148 163V162H150ZM105 161H106V163L103 164ZM6 162H7L6 159H4V158L0 159V163H1L0 165H3ZM140 162L141 163L144 162L146 164L148 163V165L150 167L148 166V169H143L140 166V164H141ZM155 162H159V163L156 164ZM172 163L173 164L175 163V164L173 165ZM178 163H180V165H179L180 169L177 170ZM46 164H48V165H46ZM89 164H91V166H93V167H91ZM115 164L118 166V168L116 167ZM118 164L120 166L122 165L123 167L122 166L120 167ZM158 164H159V167H158ZM195 164H197V165H195ZM113 165H115V168ZM134 166H137L138 169H143L142 171L148 170L149 172L147 171L146 174L148 173L147 175H150V174L151 175L148 177H146L147 175L144 176V174H141L142 171L138 170L137 168H134ZM174 166H176V167H174ZM193 166H196V167H193ZM119 167H120V169H122V168L124 169V170L122 169L123 172L119 169ZM125 167H126V169H125ZM90 168H91V170H90ZM197 168H199V169L197 170ZM81 169H85V171L87 170L85 174H86V176L88 175V178H87L88 181L86 183H83L82 185H80V181H78L76 179V177H77L76 175H80ZM115 169H117V170H115ZM127 169L129 170V172ZM171 169H172V171H171ZM88 170L90 171L89 174H88ZM110 170H111V172H110ZM118 170H120V171H118ZM16 171L18 173H24V175L28 174V171L26 168H19ZM173 171L176 174H174ZM77 172H78V174H77ZM91 173H93L95 175H90ZM177 173L181 177H179V175ZM135 174H136V176H135ZM185 174H188V175H185ZM35 175H37V177ZM96 175H98L99 177ZM116 175L117 176L119 175L120 177L119 176L117 177ZM195 175H197V176H195ZM133 176H135L136 178ZM141 176H143L145 179L142 178ZM152 176H154V179L156 180L154 184H151L153 186V188L154 187L156 188V192L154 191L153 194L156 195L157 197L151 196L149 198L147 196L145 198V201H142L143 203L140 202V205H139L137 198L139 199L140 197H138L139 193H137V190L141 194L142 191H144V189L146 188V186L148 187L149 184H147V182L151 178H153ZM182 176H183V179H182ZM101 177L104 178V180L100 179ZM111 177H114V179ZM123 177L125 179H123ZM176 177H178V179H176ZM96 178H98V179H96ZM146 178H148V179H146ZM179 178L182 180H179ZM112 179H113V181H112ZM170 179H171V181L172 180L173 181L171 182ZM110 180L112 182L111 187L106 188L105 186H106V184L109 185L108 183L110 182ZM124 180L125 181L127 180V181L125 182ZM132 180H134L135 182H133ZM174 180H176L175 181L176 183L174 182ZM131 181H132V183H134V185H132ZM169 181H170V184H172V183L175 184V185H173V184L171 185L172 189L168 184ZM118 182H120L119 183L120 188L118 186L119 185ZM128 182H130V183H128ZM176 184L178 187H180V188H178L179 190L178 189L176 190V188H177ZM2 185L4 187L8 188L9 191L6 193L4 188L3 189L0 188V199L4 204H6L7 207H10V208H12V206L18 205V203L16 204L17 198H18V200H20L19 197H21V196H22L21 197L22 199H24L25 197H27V199H29V197L31 195V197H33L32 201H34L35 197L38 196L37 194H36V196H32L34 191L31 192L29 190V195H28L27 194L28 190L17 189V188L13 189L12 183L11 184L10 183H2ZM129 185L130 186L132 185V186L129 187ZM81 186H82L83 191L80 193L78 191H79ZM112 187L116 188V190H114ZM133 187L136 189H134ZM143 187H145V188H143ZM121 188H122V190H121ZM161 188H162V192H160ZM173 188H175V190L172 194ZM180 189H181V191L183 190L182 192H180L181 194L179 193ZM126 190H127V192H126ZM192 190L194 193L192 192ZM55 191L53 190L51 192H55ZM169 191H171V194H169L170 193ZM10 192H12L15 195L16 199H14V197H13L14 195L12 196L10 194ZM35 193H37V191ZM92 193H95V195L96 194L97 195L95 196ZM174 193H176L175 195L180 194L181 196L183 193V196L185 195V197L188 195L187 196L188 199H186L185 197L184 198L186 200L183 199L186 203L184 201H183V203L187 205V203L191 202V203H189L190 206H188V205L186 206V205L182 204L185 207H183V206L177 207L176 200H175L176 198L174 197L175 196ZM122 194L125 195L126 199H125L124 195L122 196ZM130 194H132V197ZM194 194H196L195 195L196 197L194 196ZM19 195H21V196H19ZM129 195H130V197H129ZM189 195H191L192 197H190ZM17 196H19V197H17ZM92 196L94 197V199ZM193 196L195 197L194 199L197 198L196 200H197L199 205H195L197 203L194 202L195 200L193 199ZM226 196H228L227 199H226ZM39 197L42 198L43 200L45 199L42 194ZM128 197L130 199L134 200L133 203H130L132 205H130V204H128V206L126 205V207L124 208L125 209L124 213H122V214L118 213L117 216H114L115 214L112 215V212H115L114 210L118 209V208H115L116 205L122 203V202H118V201H125V200L129 201ZM90 198H91V200H90ZM155 198H157L158 200L160 199V200H159V202L157 201L158 203L156 202L157 204L152 205L151 200L154 201ZM88 200H90V202ZM173 200H175V202ZM70 201L73 202V206H71V207H70V205L67 204V202L71 203ZM149 201H150V203H149ZM192 201H193V203H192ZM32 203L35 205L34 202H32ZM57 203H60V202L58 201ZM141 203H142V205H141ZM181 203H180V205H181ZM257 203L261 206L258 209H257ZM206 205H207V207L204 208V206H206ZM32 207H31V209L36 208L33 205H32ZM176 207H177V210H174ZM18 209L20 212H23L20 209V207H18ZM107 210H109V211H107ZM19 211H17L18 215H20ZM104 211L106 213H104ZM224 211L226 213H223ZM109 213H111V215H109ZM74 215H72V216H74ZM57 216H58V214H57ZM109 216H111L113 218H111ZM108 217L110 218V220L112 222L114 220L113 224L117 223V224L113 225L112 227H109L110 229L112 228L111 230L108 228V226H107L108 229L104 226L101 227L102 225H105L104 222L109 219ZM4 218H5V220H4ZM114 218H116V220H119L121 224L123 222L122 225L124 227L120 226L118 224L119 221L117 222ZM3 221H4V223H3ZM2 223H3V225H2ZM11 223H12V225H11ZM237 229H239L240 231L239 230L237 231ZM84 230H86V231H84ZM234 230H235L236 234H238V232L240 233V234H238V236L236 235V237L238 239L235 237L236 238L235 241H237V244H239V246L242 245L244 247L241 246V248H242V250L240 249L241 252L240 253L237 252L236 254L233 255L231 251H228V248L231 245L229 238L232 236V232ZM80 232H84L82 236L80 235ZM53 233H54V235H53ZM49 235H50V237H49ZM239 236L240 237L242 236V237L240 238ZM31 237L33 239H31ZM102 237L108 238V241L106 244L101 242ZM63 238H64V240H63ZM109 239H110V241H109ZM94 240L96 241L97 246L98 245L101 246V249H100V247H97V246L92 244L94 242ZM90 242H92V243L90 244ZM262 243L264 244V242H262ZM103 244H104V247H103ZM115 245L118 246V248L119 247L120 248L117 249V247ZM67 250H69V251H67ZM122 250H124V251H122ZM229 252H231V253H229ZM102 253H103V255H102ZM227 253H228V255H227ZM95 256H96V258H95ZM226 256H228V257H226ZM127 261H129V262H127Z\"/></svg>", "mask_w": 264, "mask_h": 264}]
</instances>
